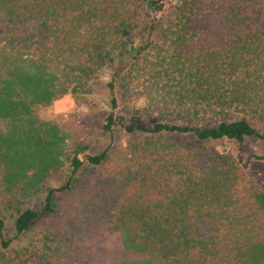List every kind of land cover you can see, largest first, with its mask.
Instances as JSON below:
<instances>
[{
  "label": "trees",
  "instance_id": "trees-1",
  "mask_svg": "<svg viewBox=\"0 0 264 264\" xmlns=\"http://www.w3.org/2000/svg\"><path fill=\"white\" fill-rule=\"evenodd\" d=\"M92 87L108 97L102 129L132 140L85 162L76 142L64 183L45 190L63 135L37 111ZM220 140L256 141L247 163L264 161V0H0V231L14 233L0 264H264V191ZM104 177L140 200L106 201ZM70 196L93 224L72 218L66 234ZM36 224L43 244L14 247Z\"/></svg>",
  "mask_w": 264,
  "mask_h": 264
},
{
  "label": "rangeland",
  "instance_id": "rangeland-1",
  "mask_svg": "<svg viewBox=\"0 0 264 264\" xmlns=\"http://www.w3.org/2000/svg\"><path fill=\"white\" fill-rule=\"evenodd\" d=\"M158 14V16H160ZM106 79V74L103 75L102 80ZM145 99H141L138 103V107L144 106ZM108 97L101 90L93 87L90 91H80L77 93H68L59 99L53 101L50 105L40 108L37 111L39 118L44 122H52L61 131L63 136H57L62 138V141L55 150L56 155L62 162L60 170H51L46 177L42 180V187L47 190L49 188H58L61 186L69 171L70 160L74 155L73 150L76 148V142L83 141L85 147L82 148L81 153L78 155V159L85 162V156L96 155L103 150L109 148L116 152L126 151L129 142L132 140L131 135L126 134L120 129H116L112 132H106L102 129L103 120L109 113ZM142 118L149 124L156 122L157 120L148 115H142ZM212 122L211 124H215ZM132 136H150V135H132ZM181 136V135H177ZM213 146L219 154L225 155L233 160L236 164L246 165V170L255 175L256 180L260 183L264 191V161L253 160L250 158V162L247 163V159L256 154L257 155V143L256 141H247L240 149L233 141L220 140L212 142ZM87 165V164H86ZM41 166L37 165L28 170L27 176L31 177L32 172L39 169ZM0 167V173H2ZM101 176V175H100ZM87 177V176H86ZM104 182V198L111 204L117 203L126 204L130 209L140 200V189L134 182L127 183L122 182L119 184L107 185L106 178H102ZM90 180L94 183V186L98 183L96 178ZM28 188L25 184H19V196L24 202L30 205V207L40 209L43 204V195L37 194L38 191L28 190L26 193L24 190ZM3 188L0 189V191ZM24 191V193H23ZM80 197H68L67 204L64 207L63 215H61L60 226L61 230L65 232L69 230L68 225L75 219V223L72 224L74 230H79L81 227L92 225L93 222L87 216L85 217L81 212H88L90 208H84L79 211ZM124 200L126 202H124ZM88 205V204H87ZM41 210V209H40ZM93 211V209H92ZM93 214H96L93 212ZM74 215V216H71ZM48 216L45 213L42 219ZM76 216V217H75ZM8 222V221H7ZM40 225L36 224L30 231L22 234L14 241V247L18 249H24L25 247H40L43 244L42 234L39 230ZM14 233L10 223H5L4 228L0 231V237L11 238Z\"/></svg>",
  "mask_w": 264,
  "mask_h": 264
}]
</instances>
